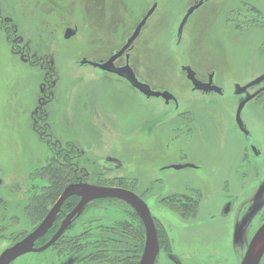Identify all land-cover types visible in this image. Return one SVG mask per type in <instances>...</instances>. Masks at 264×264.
Masks as SVG:
<instances>
[{"label":"rangeland","instance_id":"obj_1","mask_svg":"<svg viewBox=\"0 0 264 264\" xmlns=\"http://www.w3.org/2000/svg\"><path fill=\"white\" fill-rule=\"evenodd\" d=\"M154 1L160 7L134 61L154 87L175 96L179 111L79 64L118 50ZM195 1L0 0V256L36 228L27 198L48 183L46 174H33L36 167L56 168L53 147L72 145L70 162L86 183L121 184L146 202L158 234L155 264H241L264 223L263 195L235 242L236 226L264 183V97L244 108L246 137L237 124L235 88L264 74V0H212L191 16L178 42L179 24ZM67 27L78 34L65 39ZM187 65L202 80L214 72L224 93L194 92L181 70ZM93 110L110 112L113 123H102ZM250 145L262 155L255 157ZM171 200L196 203V216L175 211ZM128 206L91 204L63 242L14 264H100L90 258L111 236L106 226L141 227Z\"/></svg>","mask_w":264,"mask_h":264},{"label":"water","instance_id":"obj_2","mask_svg":"<svg viewBox=\"0 0 264 264\" xmlns=\"http://www.w3.org/2000/svg\"><path fill=\"white\" fill-rule=\"evenodd\" d=\"M202 1L195 6L191 7L186 14L185 18L183 19L179 30H178V37L181 38L183 34L184 27L191 16V14L201 6ZM153 13V9L147 14L144 20L140 23L138 28H136L134 34L128 40L127 44L116 54H114L110 60H108L104 64L93 63L87 61L86 59L82 60L81 64H89L96 68H99L103 71L112 72L118 74L120 77L125 78L128 80L135 88H137L140 92H142L147 97H162L166 100V103H169L170 100H176L175 96L168 91L165 92H158L153 91L149 85L141 83L136 78L134 72L131 70L129 66H125L123 68L116 69L114 68V61L121 57L126 50H128L133 43V41L137 38L140 33V30L146 23L148 17ZM77 33L76 29H67L64 35L65 39H70L75 36ZM184 70L187 71V77L192 82L193 87L195 90L198 91H216L220 95H222V90L219 87L211 86V84H204L199 79L196 78L195 72L190 67H185ZM264 80V76L250 82L246 86H236V95H241V93L250 87H253L259 84L261 81ZM210 87V88H209ZM252 97H247L239 102L238 110H237V124L241 130L244 131L243 121L241 118V113ZM187 167H192L191 165H176L172 168L175 170H181ZM264 193V186L260 189V191L256 195V201L260 199L262 194ZM79 196L81 198L78 205L74 208L72 213L66 219L64 224L62 225L59 232L41 248H35L36 242L43 237L48 231L51 229L58 212L60 211L61 207L65 203V201L72 197V196ZM118 199L130 205L135 212L141 218L145 229H146V241H145V248L144 253L142 255L141 261L139 264H155L157 255H158V234L154 224V220L151 214V211L148 205L142 200L137 194L127 189L119 188V187H104V186H96L91 185L88 183H80V184H72L69 185L60 198L57 200L55 205L52 207L46 218L42 221V223L27 237H25L20 242L16 243L9 249H7L1 256H0V264H11L18 258L29 254V253H40L44 252L49 249L61 236V234L70 226L74 217L79 216L84 208L92 201L100 200V199ZM230 209V205L227 206L225 209V213H228ZM261 209L260 203H255L244 215L242 220L237 224L235 229V242L242 241L243 235L245 233L246 228L248 227L251 220L254 216L259 212ZM264 256V223L260 228L256 231L253 238L251 239L245 256L241 262V264H260L261 260Z\"/></svg>","mask_w":264,"mask_h":264},{"label":"trees","instance_id":"obj_3","mask_svg":"<svg viewBox=\"0 0 264 264\" xmlns=\"http://www.w3.org/2000/svg\"><path fill=\"white\" fill-rule=\"evenodd\" d=\"M72 161H74V159H72ZM56 164H57L56 168H53V167L37 168L33 173L36 176H41V175L45 176L44 174H46L48 178L47 179L48 183L43 185L41 192L33 193L32 197L27 198L29 199V204L26 207L27 215L28 216L31 215L32 223L34 222V224H36L35 226L36 228L38 226L37 224H40V222L45 219V216L48 214L50 208L60 198V196L64 192L65 187H67L69 184L75 183L77 181L78 176H80L75 171L76 166H78L77 163L74 162L71 165H67L66 167L62 165L60 166L58 163ZM65 168L67 169V172ZM85 177L86 176H84V178ZM99 185L102 186L101 183ZM119 186L121 187V184H119ZM105 201L117 202L119 204L129 207L128 204L118 199H113V198L100 199L92 203H89L85 207L84 212L82 213L81 217L84 215L85 211L91 207V204H96L99 202L102 203ZM78 202H79V198L77 196H72L68 198L62 207V211L65 213H68L72 208H74L78 204ZM171 203H172L171 207L174 208L175 211L180 212V214L185 215L188 212V213H194L192 215L194 217L196 216L197 208H198L196 207V203L189 202L187 205H182L178 201L175 202L174 200H171L170 204ZM192 203H194L195 205ZM134 216L140 220L139 216L136 213ZM140 223H141V227L139 228L136 227L135 232L128 230L127 226H125L124 224H120V223H117V224L115 223L114 225H112V227L106 226L105 227V229L107 230L106 232L111 233L110 234L111 236L109 237L107 241H105V243H102L100 251L91 255L92 258H90V260L98 261L100 264L106 263V262L112 263V264H115V263L116 264H139L141 261L142 254L144 252V246H145V229L141 221ZM28 235L24 234L23 237L20 240H18L16 243L23 240ZM123 238L125 239L123 240ZM58 241L63 242L64 240L61 239ZM46 242H47V239H44V238L40 239L37 243V246L38 247L42 246ZM96 242L94 241V243ZM99 244L101 245V241H98L96 243V246Z\"/></svg>","mask_w":264,"mask_h":264},{"label":"flooded vegetation","instance_id":"obj_4","mask_svg":"<svg viewBox=\"0 0 264 264\" xmlns=\"http://www.w3.org/2000/svg\"><path fill=\"white\" fill-rule=\"evenodd\" d=\"M202 1V4H201V6L199 7V8H197L192 14H191V16L194 14V13H196L198 10H200L205 4H207V3H209V2H211L212 0H198L197 2L195 1L194 2V4L193 5H191L190 7H189V9L191 8V7H193V6H195L196 4H198V3H200ZM159 7H160V3L158 2V1H154L153 3H152V6H151V8H149L148 9V11H147V13H146V15L142 18V19H140L139 20V22L134 26V28H133V30H132V34L128 37V38H126V40H125V42H124V44L118 49V50H115L114 52H112L109 56H108V58H106V59H101V60H96V59H88V58H86V57H84L82 60H84V59H86L87 61H90V62H93V63H98V64H104V63H106L108 60H110V58L114 55V54H116L117 52H119L126 44H127V42H128V40L131 38V36L134 34V32H135V30H136V28H138V26L140 25V23L144 20V18L147 16V14L153 9V13L148 17V19L146 20V23L144 24V26L142 27V29L140 30V33H139V35L137 36V38L133 41V43L131 44V46H130V48L128 49V50H126L125 52H124V54L121 56V57H119V58H117L115 61H114V68H116V69H119V68H123V67H125V66H129L130 68H131V70L134 72V74H135V76H136V78L138 79V81L139 82H141V83H144V84H147V85H149L150 86V88L153 90V91H158V92H165V91H168V90H166V89H163V88H156V87H154V85L149 81V80H147V79H145V77L142 75V73H141V69H140V67H138L137 66V64H136V62L134 61V55H133V51H134V48H135V46H136V44L139 42V40L142 38V36H143V34H144V31H145V28H147L148 27V25H149V23H150V21H151V19L155 16V14H156V12H157V10L159 9ZM189 9L187 10V12H186V14L188 13V11H189ZM186 14H185V16H186ZM185 16L183 17V19L185 18ZM191 16L189 17V19H188V21H187V23H186V25L188 24V22H189V20H190V18H191ZM183 19H182V21H183ZM182 21H181V23H182ZM181 23L179 24V27H180V25H181ZM186 25H185V27H186ZM184 27V28H185ZM6 28H9V27H6ZM72 27H67L66 28V30L67 29H71ZM73 28H75L76 30H77V33H76V35L78 34V29H77V27H73ZM66 30H65V32H64V35H65V33H66ZM178 30H179V28H178ZM75 35V36H76ZM183 35V34H182ZM177 37H178V32H177ZM73 38V37H72ZM71 38V39H72ZM182 40V37L181 38H179L178 37V42H180ZM27 58H30V56H28ZM82 60L79 62V64L81 65V66H91V65H89V64H85V65H82L81 64V62H82ZM124 61V62H123ZM31 63H33V65L35 66V64H36V62L34 63V62H31ZM32 65V66H33ZM91 67H94V66H91ZM185 67H190L194 72H195V74H196V78L197 79H199L201 82H203L204 84H211V86H216V87H219V88H221L218 84H216L215 83V76H216V74L214 73V72H211V73H208V75H207V78L206 79H204V80H202V78H200L199 77V74H198V72H197V70L195 71L193 68H192V66H190V65H187V66H182L181 67V70H182V72L185 74V77H186V79L188 80V82H190V84L192 85V90L194 91V92H200V93H203V94H219L218 92H216V91H210V92H205V91H198V90H195L194 89V87H193V84H192V82L188 79V77H187V71L186 70H184V68ZM94 69H96V70H98V71H100L101 73H102V75L103 76H105L107 79H109V77L110 78H113V79H115V80H117V81H123V82H125L127 85H129V87L134 91V92H137L138 94H140L141 96H143L144 98H146V99H148V100H151V99H154V100H158V101H161V102H163L164 103V105H165V107H170L171 105H172V107H174V108H176L177 109V111H179V106H178V101L177 100H170V102L169 103H166V100L164 99V98H162V97H147L146 95H144L142 92H140L137 88H135L128 80H126L125 78H123V77H120L118 74H116V73H112V72H107V71H103V70H101V69H99V68H96V67H94ZM262 76H264V74H262V75H260V76H258L256 79H258V78H260V77H262ZM105 78V79H106ZM256 79H254V80H256ZM253 80V81H254ZM210 88V87H209ZM221 90H222V94L224 93V91H223V89L221 88ZM235 91H236V89H235ZM168 92H170V91H168ZM171 93V92H170ZM172 94V93H171ZM50 97H52V95L51 94H48ZM236 96H238V103L240 102V100H242V99H244V98H247V97H252L253 96V98L250 100V101H248L247 102V104L245 105V107L246 106H251V104H254V103H256V102H258L262 97H264V80L263 81H261L259 84H257V85H255V86H253V87H250L249 89H247V90H245V91H243L242 93H241V95H236ZM244 107V108H245ZM260 107H262V109H264V105H261ZM237 110H238V108H237ZM94 112H97L98 114L100 113L99 111H96V110H93ZM93 111H91L90 113L92 114L93 113ZM243 111H244V109H243ZM243 111H242V113H243ZM242 113H241V118H242ZM102 114H103V116L101 115V113L99 114V116L101 115V117H99V118H102V120H101V122L102 123H106V124H108V123H113L111 120H109V118H108V116L106 117V114H110V112H108V113H104V112H102ZM110 115H112V114H110ZM110 117V116H109ZM39 119H40V117H39ZM46 119V118H45ZM44 119V120H45ZM46 121V120H45ZM242 121H243V126H244V131L243 130H241L240 128V130H241V132H242V134L244 135V136H246V137H248L249 136V131L247 130V127H246V125H245V122H244V120H243V118H242ZM36 123H37V121H36ZM45 124H46V122H44ZM99 124V123H98ZM94 125V124H93ZM36 126V125H35ZM94 126H96V125H94ZM46 127H48V124H46ZM96 127H98V126H96ZM72 148L74 149V147H72V145H70L69 146V149H68V151L66 150V151H63L64 149H62V150H60V149H58L56 146H54L53 147V149L55 150L54 151V156H53V158L52 159H54V163H57V161H59L60 160V163L62 164L63 162H61V160L62 161H64V163H66V165L64 164V167H66L67 165H71L72 163H70V161H72V159H73V157H72ZM249 148H250V151H251V153L255 156V157H260L261 155H262V150H261V148L260 147H257V146H254V145H250L249 146ZM68 161H69V163H68ZM107 161L108 162H110V163H112V164H114L115 166H120L121 164H120V162H118L117 161V159L116 158H114V157H110V158H108L107 159ZM51 164V163H50ZM40 167V166H39ZM39 167H36V168H39ZM51 167H53V166H51ZM45 168V167H44ZM79 170V169H78ZM78 170H75L80 176H78V178H77V181L75 182V183H73V184H80V183H86L85 182V179H84V174H81V173H79L78 172ZM69 185H72V184H69ZM68 185V186H69ZM67 186V187H68ZM264 186V183L261 185V187H260V189L262 188ZM66 187V188H67ZM119 188H122V187H119ZM124 189V188H123ZM260 189H259V191H260ZM130 191V190H129ZM258 191V192H259ZM133 192V191H132ZM135 193V192H134ZM264 195V193L262 194V196ZM75 196H77V195H75ZM262 196L260 197V199L262 198ZM78 198H79V202H80V200H81V198L79 197V196H77ZM142 199V198H141ZM260 199L259 200H257L255 203H260ZM143 200V199H142ZM255 200H256V197H255ZM1 201V200H0ZM66 202V201H65ZM78 202V203H79ZM146 203V202H145ZM254 203V204H255ZM127 204V203H126ZM253 204V205H254ZM55 205V204H54ZM53 205V206H54ZM64 205V204H63ZM78 205V204H77ZM76 205V206H77ZM228 205H230V203L228 204ZM252 205V206H253ZM52 206V207H53ZM75 206V207H76ZM251 206V207H252ZM52 207L50 208V210L52 209ZM63 207V206H62ZM62 207H61V209H60V211L58 212V214H57V216H56V219H55V221H54V223H53V225H52V227H51V229L48 231V233H46L43 237H41L40 239H47V242L44 244V245H46L48 242H50L51 241V239L59 232V230L61 229V227H62V225L64 224V222L66 221V219L69 217V215L72 213V211L74 210V208H72L68 213H65V212H63L62 211ZM250 207V208H251ZM249 208V209H250ZM85 209V208H84ZM248 209V210H249ZM50 210H49V212H50ZM247 210V211H248ZM135 211V210H134ZM48 212V213H49ZM83 212H84V210H83ZM82 212V213H83ZM82 213L79 215V216H76V217H74V219L72 220V223L70 224V226L61 234V236L57 239V241L51 246V247H53L57 242H58V240H60L61 238H63V237H65V235H66V233L68 232V230L73 226V224H75V222H77V220L81 217V215H82ZM48 215V214H47ZM46 215V216H47ZM46 216H45V218H46ZM59 216H61V217H59ZM244 217V216H243ZM255 217V216H254ZM252 221V220H251ZM40 223H42V221L40 222ZM250 224V223H249ZM260 228V227H259ZM258 228V229H259ZM257 229V230H258ZM256 230V231H257ZM32 233V232H31ZM256 233V232H255ZM245 234V233H244ZM243 238H244V235H243ZM242 238V239H243ZM39 239V240H40ZM38 240V241H39ZM38 241L36 242V244H35V248H41V247H43L44 245H42V246H37V243H38ZM50 247V248H51ZM41 253V252H40ZM29 254H31V253H29ZM26 255H28V254H26ZM25 256V255H24ZM23 257V256H22ZM22 257H20V258H18L17 260H15L13 263H11V264H14L16 261H18L19 259H21ZM264 260V256H263V258H262V260H261V263L260 264H264V263H262V261Z\"/></svg>","mask_w":264,"mask_h":264}]
</instances>
